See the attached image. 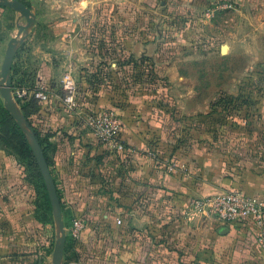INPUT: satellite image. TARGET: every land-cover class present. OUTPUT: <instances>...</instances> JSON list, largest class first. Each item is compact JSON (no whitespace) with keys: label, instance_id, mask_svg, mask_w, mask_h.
I'll return each instance as SVG.
<instances>
[{"label":"rangeland","instance_id":"rangeland-1","mask_svg":"<svg viewBox=\"0 0 264 264\" xmlns=\"http://www.w3.org/2000/svg\"><path fill=\"white\" fill-rule=\"evenodd\" d=\"M70 7L71 14L82 19L86 47L106 54L97 85L90 77L73 109L61 105L67 115L114 110L125 147L131 150L134 133L145 129L148 139L143 144L154 154L149 159L162 162L173 175L189 173L186 165L195 158L214 156L263 171L264 179V0H73ZM228 25L253 45L259 39L262 43L257 52L263 53L247 72L243 57L219 54L223 41L218 33ZM103 34L108 36L101 38ZM0 130V189L23 212L22 243L42 249L49 243L53 250L58 230L52 209L50 224L38 225L32 219V204L40 200L37 184L27 161L11 148L19 142L15 133L5 125ZM24 140L29 146L25 136ZM135 148L141 155L148 152ZM94 158L93 164L97 159L103 164L100 168L96 162V174L104 172L117 182L131 176V153L118 154L108 147ZM171 164L176 165L173 172ZM215 185L217 193L227 190L217 179ZM79 192L83 193L81 189L72 193ZM66 213L65 235L74 238L70 223L75 217L69 208ZM83 232L84 227L74 239L80 240ZM223 254L217 250L211 263L264 264V254L238 260L234 253ZM41 264L50 261L41 257Z\"/></svg>","mask_w":264,"mask_h":264},{"label":"crops","instance_id":"crops-1","mask_svg":"<svg viewBox=\"0 0 264 264\" xmlns=\"http://www.w3.org/2000/svg\"><path fill=\"white\" fill-rule=\"evenodd\" d=\"M72 1L22 0L34 15L35 23L20 35L18 26H25V19L11 8L0 7V70L8 43L16 38L19 43L12 59L10 83L12 78L23 75L49 91L50 102L37 104L33 118L38 130L48 137L49 168L64 212L71 209L73 220H80L84 227L76 244L80 259L74 248L65 252V240L62 264H212L217 250L226 256L234 253V260L262 257L264 252L256 246L249 225H217L209 218L189 213L187 207L191 199L217 193L215 179L223 190H238L264 203L263 171L208 156L187 163L189 173L173 175L165 164L150 160L135 148L148 150L143 144L148 133L139 129L131 140L134 145L131 176L117 182V178L104 172L96 174L97 167L103 164L100 159L96 162L101 166L93 164L94 155L107 151L108 147L95 142L86 124V113L67 115L62 110L65 93L60 81L69 72L79 97L90 77L97 85L100 76L97 72H102L106 52L97 54V49L86 47L82 19L71 14ZM218 35L223 41L219 48L221 56L243 57L246 72L255 67L257 57L263 53L257 52L262 47L260 39L253 45L246 35L233 33L230 25ZM13 72L19 74L13 77ZM13 91L11 87L12 102L21 112ZM0 100L5 109L1 96ZM116 183L121 187L117 188ZM76 189L83 193H72ZM76 212L79 215H74ZM22 213L13 197L0 189V264H41V257L52 264L53 250L49 243L43 249L34 243L23 245ZM109 240L112 244L107 243Z\"/></svg>","mask_w":264,"mask_h":264},{"label":"built area","instance_id":"built-area-1","mask_svg":"<svg viewBox=\"0 0 264 264\" xmlns=\"http://www.w3.org/2000/svg\"><path fill=\"white\" fill-rule=\"evenodd\" d=\"M60 84L65 93L63 101L66 108L73 109L77 88L69 72L63 74ZM13 94L18 103L33 100L44 105L50 102L49 91L41 85L33 88L17 87ZM85 120L95 140L118 154L134 153V150L127 149L119 138L122 124L114 110L104 109L87 114ZM144 153L148 158L154 157L152 152ZM168 168L173 172L176 165L171 164ZM187 211L203 218H214L227 226L249 225L254 232L256 246L264 252V203L255 196L238 190H226L204 198L191 199ZM117 224H120V220H117ZM82 228L80 220H73L71 230L75 239Z\"/></svg>","mask_w":264,"mask_h":264},{"label":"water","instance_id":"water-1","mask_svg":"<svg viewBox=\"0 0 264 264\" xmlns=\"http://www.w3.org/2000/svg\"><path fill=\"white\" fill-rule=\"evenodd\" d=\"M0 7L11 8L18 12L21 17L26 21L25 26H18V35L26 32L35 23V17L28 7L18 0H0ZM19 41L16 38H12L8 43L3 63L0 70V96L5 102V109L10 114L12 119L16 122V125L24 134L28 141L31 152L38 166V169L42 175L48 198L50 201L52 215L54 222L57 226V237L54 244V249L52 253V264H62V255L65 244V228L62 220L61 204L60 199L57 194L56 186L50 169L48 167L47 161L44 157L42 148L36 139L33 129L27 122L26 118L22 113L14 106L11 99V84H10V71L12 59L14 57L16 45Z\"/></svg>","mask_w":264,"mask_h":264},{"label":"trees","instance_id":"trees-1","mask_svg":"<svg viewBox=\"0 0 264 264\" xmlns=\"http://www.w3.org/2000/svg\"><path fill=\"white\" fill-rule=\"evenodd\" d=\"M18 1L24 4V2H22V0H18ZM16 74L18 75L19 73L13 72V77ZM12 80H13V82L11 84L12 89H15V88L21 87V86L33 88L34 86L37 85L30 78H25L23 75H21L20 78H17V79L12 78ZM36 104H37L36 101L30 100L28 102L19 103V107H20V110L23 113L24 117L26 118L27 122L29 123V125L33 129L34 135H35L36 139L38 140V142L42 148L44 157H45L47 164H48V167H49L50 164H49V159H48V150L50 149L49 148L50 144L48 142V137L46 136L45 133H42L38 130L37 125L35 123V120L33 118L34 112L37 110ZM12 120L13 119L11 118L9 113L3 108L2 102L0 100V129L2 128L3 125H5L7 127V129L10 132L15 133V136H17V138L19 139L18 144H16V146H12L11 148L16 152L17 155H19V157H21L22 159H25L29 165L30 173H31L30 175L32 177L34 184L35 183L37 184V195H39V198H40V200H39L40 202L35 201L32 204L33 205L32 218H33L35 223H37L38 225L44 226V225L50 224L52 222L51 205H50V201H49L48 194L46 191V187H45L42 175H41V173L38 169V166L35 162V159H34L32 153L30 151V148L24 140L23 134L17 128L15 122ZM44 144H46V146H44ZM14 161L16 162L15 158H14ZM50 173L52 175L51 170H50ZM57 194H58V197L60 199L63 222L67 228L68 223L66 221V215H68V213L64 212V206H63V203L61 202V195H60L58 189H57ZM76 244H77V240H75L72 237L67 236L66 237L65 252H67V250L70 248H74L76 251V254H77V259H80L78 251L76 250Z\"/></svg>","mask_w":264,"mask_h":264}]
</instances>
